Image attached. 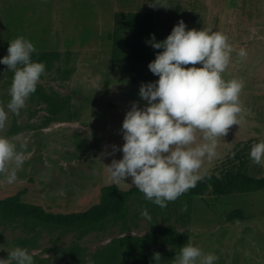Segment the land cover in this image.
Segmentation results:
<instances>
[{
    "label": "rangeland",
    "instance_id": "1",
    "mask_svg": "<svg viewBox=\"0 0 264 264\" xmlns=\"http://www.w3.org/2000/svg\"><path fill=\"white\" fill-rule=\"evenodd\" d=\"M154 13L153 34L164 41L183 20L186 29L219 31L232 45L225 80L243 81L240 124L232 125L217 142V155L204 158L199 180L210 173L238 143L264 140V0H0V60L18 36L36 48L53 52L20 115L8 113L5 136L24 143V162L17 179L8 184L0 176V199L20 193L30 205L55 213L82 212L97 204L105 187L131 189V177L115 184L107 166L123 158L122 124L133 103L143 109L142 84L158 81L148 64L113 63L118 14ZM247 52L245 58L238 53ZM163 49H154V60ZM153 60V61H154ZM201 67L202 65H196ZM191 67V65H189ZM14 73L0 63V104L10 100ZM264 175V162L257 165ZM147 208L151 219L141 216ZM244 217L231 222L234 209ZM183 209V210H182ZM128 229L110 221L102 231L87 235L61 230L28 231L17 225L0 227V259L14 247L26 248L34 264H158L172 260L191 240L214 264H264V190L217 197H179L160 208L141 196L129 202ZM35 237L31 246L19 239ZM15 264V262H13Z\"/></svg>",
    "mask_w": 264,
    "mask_h": 264
},
{
    "label": "clouds",
    "instance_id": "2",
    "mask_svg": "<svg viewBox=\"0 0 264 264\" xmlns=\"http://www.w3.org/2000/svg\"><path fill=\"white\" fill-rule=\"evenodd\" d=\"M146 43L163 49L148 65L159 79L141 85L139 96L147 105L141 109L133 103L127 112L121 130L125 143L122 149L113 146V153L122 151L123 158L113 159L107 170L117 185L131 177V185L147 201L163 209L195 187L204 158H214L218 140L228 134L232 125L240 124L244 85L241 80L223 78L233 48L219 31L187 30L181 20L164 41L156 42L152 34ZM7 51L0 63L14 75L7 111L0 104V131L7 124L9 112L20 115L45 73V64L32 59L35 46L24 36L11 40ZM238 55L245 58L247 52L240 49ZM25 148L24 143L18 148L17 143L0 136V176L6 183L16 181ZM249 156L257 165L264 162V140L251 146ZM141 216L151 219L147 208ZM8 253L0 264H34L26 248L17 246ZM153 258L158 264L161 254L157 252ZM217 259L189 240L172 264H214ZM89 264H93L90 259Z\"/></svg>",
    "mask_w": 264,
    "mask_h": 264
},
{
    "label": "trees",
    "instance_id": "3",
    "mask_svg": "<svg viewBox=\"0 0 264 264\" xmlns=\"http://www.w3.org/2000/svg\"><path fill=\"white\" fill-rule=\"evenodd\" d=\"M118 23L129 32L124 38L116 30L113 37L111 60L113 63L134 61L148 64L154 60V48L146 43L153 34L154 13L118 14ZM57 54L36 53L35 57L49 63ZM252 143L243 142L233 146L228 155L210 173L208 180H198L181 197L204 196L210 193L217 197L233 194H252L264 190V175L259 173L257 164L250 159ZM234 154V155H233ZM133 196L144 198L136 187L125 190L117 186L105 187L99 202L86 211L55 213L42 206L30 205L22 200L20 193L0 199V227L17 225L28 231L61 230L87 235L102 231L110 221H118L122 229H128L129 202ZM240 208L232 210L227 222L244 217ZM22 246H31L35 237L19 239Z\"/></svg>",
    "mask_w": 264,
    "mask_h": 264
}]
</instances>
